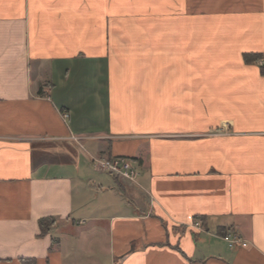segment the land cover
<instances>
[{"label":"crops","instance_id":"obj_1","mask_svg":"<svg viewBox=\"0 0 264 264\" xmlns=\"http://www.w3.org/2000/svg\"><path fill=\"white\" fill-rule=\"evenodd\" d=\"M0 264H264V0H0Z\"/></svg>","mask_w":264,"mask_h":264},{"label":"built area","instance_id":"obj_2","mask_svg":"<svg viewBox=\"0 0 264 264\" xmlns=\"http://www.w3.org/2000/svg\"><path fill=\"white\" fill-rule=\"evenodd\" d=\"M67 115L64 114L63 117ZM94 166L108 174L114 176H120L130 181L136 180L140 172L136 163L127 157L113 156L110 158H99L93 160ZM222 238L227 242L229 247L233 245L240 244L241 246H246V241H244L238 234L228 233Z\"/></svg>","mask_w":264,"mask_h":264},{"label":"trees","instance_id":"obj_3","mask_svg":"<svg viewBox=\"0 0 264 264\" xmlns=\"http://www.w3.org/2000/svg\"><path fill=\"white\" fill-rule=\"evenodd\" d=\"M251 57H255L253 54H244V60L246 61H249L251 60ZM53 220L52 219H49V218H43L41 220H39V228H40V234H45L46 232L49 231L50 229V226L53 224ZM218 233L221 235V236H224L226 235L227 233V230L226 229H218Z\"/></svg>","mask_w":264,"mask_h":264},{"label":"rangeland","instance_id":"obj_4","mask_svg":"<svg viewBox=\"0 0 264 264\" xmlns=\"http://www.w3.org/2000/svg\"><path fill=\"white\" fill-rule=\"evenodd\" d=\"M127 198V197H126Z\"/></svg>","mask_w":264,"mask_h":264}]
</instances>
